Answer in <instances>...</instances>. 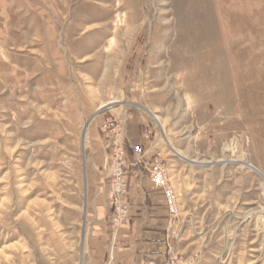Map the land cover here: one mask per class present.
Masks as SVG:
<instances>
[{"label": "rangeland", "instance_id": "obj_1", "mask_svg": "<svg viewBox=\"0 0 264 264\" xmlns=\"http://www.w3.org/2000/svg\"><path fill=\"white\" fill-rule=\"evenodd\" d=\"M33 1L48 27L0 75V264H81L133 146L186 264H264V0Z\"/></svg>", "mask_w": 264, "mask_h": 264}, {"label": "crops", "instance_id": "obj_2", "mask_svg": "<svg viewBox=\"0 0 264 264\" xmlns=\"http://www.w3.org/2000/svg\"><path fill=\"white\" fill-rule=\"evenodd\" d=\"M36 8L33 0H0V75L19 72L18 51L29 49L36 27L38 32H43L47 26L48 18L43 12L37 14ZM127 138L132 146L133 139ZM129 178L127 224L116 228L108 204L92 199L90 235L81 264H147L150 261L162 264L165 261L169 212L164 195L146 176L130 175Z\"/></svg>", "mask_w": 264, "mask_h": 264}, {"label": "built area", "instance_id": "obj_3", "mask_svg": "<svg viewBox=\"0 0 264 264\" xmlns=\"http://www.w3.org/2000/svg\"><path fill=\"white\" fill-rule=\"evenodd\" d=\"M134 154V161L128 165L126 161L121 159V148L117 147L114 150V161L113 169L110 182V197L111 204L115 211V219L113 222L114 226L119 227L120 225L127 224L129 222V210L126 204V194L130 188V178L129 176L136 173L137 170L140 171L142 165L144 164V156L142 148L132 147ZM149 177L157 183L164 191L166 197L167 209L169 212V224L173 222V215L177 214V203L176 196L173 190L168 186L166 179L167 174L165 173V166L162 163L160 157H156L152 161L150 167L148 168ZM168 240V233H167ZM168 254L165 261L162 264H186L179 253L173 251V247L170 242H167ZM147 264H156L153 261Z\"/></svg>", "mask_w": 264, "mask_h": 264}, {"label": "bare ground", "instance_id": "obj_4", "mask_svg": "<svg viewBox=\"0 0 264 264\" xmlns=\"http://www.w3.org/2000/svg\"><path fill=\"white\" fill-rule=\"evenodd\" d=\"M112 102H118L117 100H114V101H112ZM123 102V101H122ZM154 117H155V119L157 120V122L160 124V126L163 128V123H162V121H161V119H160V117L158 116V115H153ZM173 147V146H172ZM173 150L175 151V153L177 154V155H179V156H181V157H184L183 156V154H182V152H181V150H179V149H177V148H174L173 147ZM235 159H230V160H218L217 162H219V161H223V162H229V161H234ZM236 161V160H235ZM198 163H211V162H209V161H201V162H198ZM242 165L243 166H245V167H247V168H252V169H254L255 171L257 170V172L259 171L253 164H246V163H242ZM262 175V174H261ZM263 179H264V177H263Z\"/></svg>", "mask_w": 264, "mask_h": 264}]
</instances>
